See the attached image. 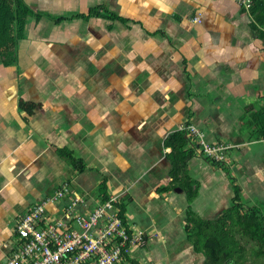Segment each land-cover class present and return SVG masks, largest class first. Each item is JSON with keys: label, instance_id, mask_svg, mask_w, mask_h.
Listing matches in <instances>:
<instances>
[{"label": "crops", "instance_id": "obj_1", "mask_svg": "<svg viewBox=\"0 0 264 264\" xmlns=\"http://www.w3.org/2000/svg\"><path fill=\"white\" fill-rule=\"evenodd\" d=\"M23 2L34 15L15 61H0V264L16 219L63 184L88 205L119 200L145 241L130 251L136 264H208L193 221L229 233V208L252 198L261 207L247 209L264 214V139L249 116L264 105V51L246 9L235 0ZM187 125L231 146L227 161L205 157L186 132L174 154L166 143Z\"/></svg>", "mask_w": 264, "mask_h": 264}, {"label": "built area", "instance_id": "obj_2", "mask_svg": "<svg viewBox=\"0 0 264 264\" xmlns=\"http://www.w3.org/2000/svg\"><path fill=\"white\" fill-rule=\"evenodd\" d=\"M246 10L251 0H235ZM193 22H200L193 17ZM184 131L213 162H226L229 145H209L191 125ZM145 241L132 233L120 216L116 197L101 198L88 205L69 185L33 204L16 219L12 248L3 264H136L130 251Z\"/></svg>", "mask_w": 264, "mask_h": 264}, {"label": "trees", "instance_id": "obj_3", "mask_svg": "<svg viewBox=\"0 0 264 264\" xmlns=\"http://www.w3.org/2000/svg\"><path fill=\"white\" fill-rule=\"evenodd\" d=\"M250 5L247 11L253 18L251 27L262 41L264 51V0H251ZM92 14L100 15L97 10ZM31 17V10L23 0H0V60L4 67H9L15 61L18 41L23 38L26 23ZM19 109L30 114L33 106L20 101ZM249 116L257 136L264 139V105L251 111ZM183 135L184 131H177L166 143L174 154L182 152L180 148L185 145ZM59 153L73 169L83 171V162L74 158L71 152L61 150ZM173 175L174 180L182 177L181 171L176 169ZM236 201H240L239 197ZM241 211L242 215H239ZM120 216L123 218L121 212ZM227 219L229 233L220 228L219 232L209 234L206 224L192 222L196 229L193 240L197 239V244H202L201 250H204L208 264H264V214L258 208L243 211L242 205L237 203L229 208ZM246 253L251 256L249 260Z\"/></svg>", "mask_w": 264, "mask_h": 264}, {"label": "rangeland", "instance_id": "obj_4", "mask_svg": "<svg viewBox=\"0 0 264 264\" xmlns=\"http://www.w3.org/2000/svg\"><path fill=\"white\" fill-rule=\"evenodd\" d=\"M31 10V9H30ZM34 11V10H33ZM32 10H31V16L33 17V15H34V12H33ZM31 21V19H29L28 21H27V23H26V27L25 28H27V25H28V23ZM1 61V60H0ZM262 196L264 197V194H262ZM251 197H249V199H250ZM251 201L253 202V204L252 205H250L248 202L246 203V206H243L242 207V210L243 211H249L248 209H250V208H248L247 209V207H251V206H257V207H261V205L259 204L260 203V201H258V200H255L254 198H252L251 199ZM247 254V258H248V260L251 258V256H250V254L249 253H246ZM241 256L243 257V251L241 252Z\"/></svg>", "mask_w": 264, "mask_h": 264}]
</instances>
